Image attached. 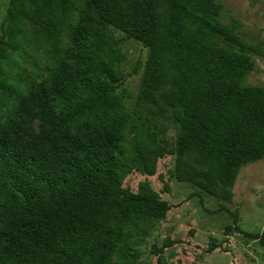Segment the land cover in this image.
<instances>
[{"label": "trees", "instance_id": "1", "mask_svg": "<svg viewBox=\"0 0 264 264\" xmlns=\"http://www.w3.org/2000/svg\"><path fill=\"white\" fill-rule=\"evenodd\" d=\"M218 13L216 0H9L0 37V264H135L153 222L171 209L147 181L136 193L120 188L133 172L152 177L165 151L131 136L132 114L114 96L125 58L112 29L148 48L138 105L178 111L169 151L178 178L231 202L241 169L264 157V87L244 85L247 46ZM27 35L51 53L48 77L28 83L12 63ZM219 211L232 218L226 234L264 248V225L243 233L236 212ZM175 244L153 246L157 264Z\"/></svg>", "mask_w": 264, "mask_h": 264}, {"label": "rangeland", "instance_id": "2", "mask_svg": "<svg viewBox=\"0 0 264 264\" xmlns=\"http://www.w3.org/2000/svg\"><path fill=\"white\" fill-rule=\"evenodd\" d=\"M8 2L0 0V37L5 29ZM216 4L218 20L241 38L247 46L241 51L253 63L244 85L264 87V0H216ZM112 32L125 58L118 65L120 81L114 96L132 114L131 136H136L139 142H148L149 138L165 151L157 159L152 177L133 172L121 181L120 188L136 193L139 184L147 181L161 200L171 206L165 218L153 222L152 229L140 242L135 264H157L159 256L152 253L153 246L159 248L167 239L176 244L160 254L164 256L165 264H264V248L257 240L241 234H226L225 228L232 225V218L226 211H219V207L224 206L229 212H236L237 226L243 233H261L264 225V157L241 169L231 190L230 203L200 192L196 183L180 180L175 171L176 157L169 154L180 133L176 123L178 111L138 105L137 94L148 48L118 30L112 29ZM214 40L221 47L240 51L220 38ZM40 43L27 35L20 51L12 58L14 73H19L26 83L32 77L37 81L48 77L51 53ZM6 108L4 114L9 109ZM196 193L200 196H193Z\"/></svg>", "mask_w": 264, "mask_h": 264}]
</instances>
